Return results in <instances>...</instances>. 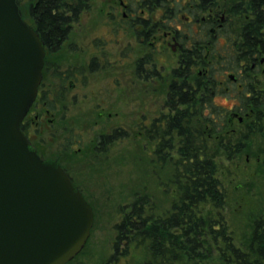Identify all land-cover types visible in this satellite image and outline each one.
I'll return each instance as SVG.
<instances>
[{"label": "flooded vegetation", "instance_id": "obj_1", "mask_svg": "<svg viewBox=\"0 0 264 264\" xmlns=\"http://www.w3.org/2000/svg\"><path fill=\"white\" fill-rule=\"evenodd\" d=\"M47 3L20 0L18 7L44 51L41 80L20 131L40 159L66 172L90 205L93 224L86 246L95 228V206L65 167L72 165L71 155L83 143L76 128L103 130L94 146L98 150L123 143L130 133L126 125L131 124L134 142L142 143L155 159L157 142L172 141L174 109L186 107L166 103L175 81L172 72L185 69L189 54L191 62L203 63V52L210 47L215 60L238 63L240 72L247 62L251 68L263 63L264 57L257 60L242 48L252 42L260 45L256 37L264 35V0H54L52 9ZM48 11L53 17L46 16ZM165 50L174 58L166 65L158 62ZM229 73L223 75L228 79ZM222 76L216 91L228 94L230 86ZM182 91L185 94L186 87ZM122 210L114 250L126 245L119 227L126 212Z\"/></svg>", "mask_w": 264, "mask_h": 264}, {"label": "trees", "instance_id": "obj_2", "mask_svg": "<svg viewBox=\"0 0 264 264\" xmlns=\"http://www.w3.org/2000/svg\"><path fill=\"white\" fill-rule=\"evenodd\" d=\"M46 2L45 6L54 7V0ZM19 3L16 0L18 7ZM46 16L53 17L50 11ZM256 38L260 45L252 42L242 49L252 52L250 56L259 60L264 57V35ZM203 53L207 58L203 63L191 62L189 54L185 69L172 72L175 81L171 83L166 103L186 107L174 109L172 141L170 144L158 141L155 160L151 159L156 164L172 163V206L158 216L147 196H135L119 226L125 235V253L130 246H141L148 252L145 264H184L186 261L202 264L210 259L214 246L221 264H264L263 219L253 221L250 237L242 248L233 243L224 226L216 225V221L199 211L201 205L220 210L226 203V190L216 176L217 157L232 161L257 139L260 147L255 154L264 162V62L256 63L254 68L247 62L240 72L238 63L215 60L212 47ZM196 68L201 77H197ZM224 72H230L228 79ZM221 76L230 86L228 94L216 91ZM214 97L230 102V108L215 104ZM140 153H146L150 159L147 150ZM134 217L137 220L133 221Z\"/></svg>", "mask_w": 264, "mask_h": 264}, {"label": "water", "instance_id": "obj_3", "mask_svg": "<svg viewBox=\"0 0 264 264\" xmlns=\"http://www.w3.org/2000/svg\"><path fill=\"white\" fill-rule=\"evenodd\" d=\"M43 56L16 0H0V264H67L93 224L90 205L66 172L40 159L20 131Z\"/></svg>", "mask_w": 264, "mask_h": 264}, {"label": "rangeland", "instance_id": "obj_4", "mask_svg": "<svg viewBox=\"0 0 264 264\" xmlns=\"http://www.w3.org/2000/svg\"><path fill=\"white\" fill-rule=\"evenodd\" d=\"M158 56V62L165 65L174 60L169 50ZM160 87L163 88L158 84V93H161ZM215 104L231 105L220 97L215 99ZM131 126L126 125L130 133L123 143L114 142L98 150L94 146L103 130L76 128L77 138L83 143L79 145L81 149L71 155L72 165L65 167L95 206L96 223L85 248L67 264H145L147 260L145 247L130 246L124 255L121 253L125 246L119 245L114 250L115 226L121 220V209L124 207V211H128L137 195L147 196L158 216L170 210L173 167L169 162L156 164L147 158L146 153L141 154L142 143L134 142ZM248 145V150L232 161L217 157L216 176L227 193L225 205L220 210H213L209 205L199 206L204 217L224 226L233 243L242 248L250 237L253 221L264 220V162L255 154L260 142L256 139ZM184 264L195 262L186 261ZM202 264H221L216 247H212L210 259Z\"/></svg>", "mask_w": 264, "mask_h": 264}]
</instances>
